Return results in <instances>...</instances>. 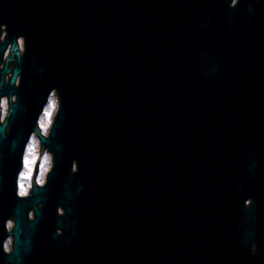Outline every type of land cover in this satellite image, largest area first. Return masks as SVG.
Returning <instances> with one entry per match:
<instances>
[{"label":"water","instance_id":"95a60500","mask_svg":"<svg viewBox=\"0 0 264 264\" xmlns=\"http://www.w3.org/2000/svg\"><path fill=\"white\" fill-rule=\"evenodd\" d=\"M231 1L45 4L28 83L57 90L47 177L76 181L88 264H264V21Z\"/></svg>","mask_w":264,"mask_h":264},{"label":"flooded vegetation","instance_id":"af4514ba","mask_svg":"<svg viewBox=\"0 0 264 264\" xmlns=\"http://www.w3.org/2000/svg\"><path fill=\"white\" fill-rule=\"evenodd\" d=\"M49 1L0 0V264H88V214L76 210V181L47 177L54 155L42 136H48L58 109L57 90L47 92L41 108L40 91L28 83L25 60L35 55L31 46L38 50L41 21L51 15ZM258 9L264 21V0ZM15 102L17 115L10 112ZM35 188L44 190L34 195Z\"/></svg>","mask_w":264,"mask_h":264}]
</instances>
